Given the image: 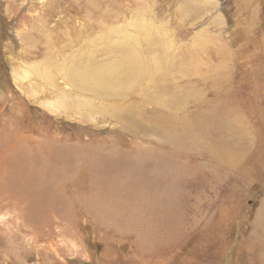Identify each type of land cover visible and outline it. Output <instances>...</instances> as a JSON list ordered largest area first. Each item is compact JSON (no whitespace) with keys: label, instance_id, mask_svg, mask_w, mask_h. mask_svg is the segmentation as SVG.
I'll use <instances>...</instances> for the list:
<instances>
[{"label":"rangeland","instance_id":"obj_1","mask_svg":"<svg viewBox=\"0 0 264 264\" xmlns=\"http://www.w3.org/2000/svg\"><path fill=\"white\" fill-rule=\"evenodd\" d=\"M0 264H264V0H0Z\"/></svg>","mask_w":264,"mask_h":264},{"label":"bare ground","instance_id":"obj_2","mask_svg":"<svg viewBox=\"0 0 264 264\" xmlns=\"http://www.w3.org/2000/svg\"><path fill=\"white\" fill-rule=\"evenodd\" d=\"M30 73V72H29ZM50 148V147H49ZM52 148V147H51ZM26 152V151H25ZM96 153V152H95ZM94 153V154H95ZM45 154H46V152H45ZM47 154H49V153H47ZM82 154V153H81ZM89 154V153H88ZM93 154V155H94ZM31 156H32V154H30ZM44 155V154H43ZM26 156V155H25ZM28 156V155H27ZM90 156V155H89ZM98 156V155H97ZM33 157V156H32ZM92 157V156H91ZM90 157V158H91ZM94 157H96V156H94ZM18 158L19 157H17V160H18ZM21 158V157H20ZM75 158L77 159V158H81V155L80 154H75ZM88 158V157H87ZM16 159V158H15ZM23 159V158H22ZM28 159H29V157H28ZM94 159V158H93ZM25 160V159H24ZM31 160V159H30ZM39 160V159H38ZM98 160L99 159H97V162H98ZM22 161V160H21ZM90 161V160H89ZM26 162V161H25ZM32 162V161H31ZM31 162H30V165H31ZM34 162V161H33ZM86 162H87V160H86ZM91 163H93V161H90ZM38 163H40V162H38ZM34 163H32V165H33ZM42 164H43V166H44V168H45V171H46V173H48V174H50V173H53V172H56V171H59L60 173H67L68 172V170L70 171V172H75V171H78V169L77 168H75V167H69V165L67 164V165H64V166H60L59 165V162H58V159H57V156H56V154L55 153H53L52 155H48V156H46V157H44L43 159H42V163H41V166H42ZM96 164V163H95ZM22 165V164H21ZM25 165L27 166V163H25ZM31 165V166H32ZM40 165V164H39ZM87 165H89V164H87ZM103 165V164H102ZM38 166V165H37ZM36 166V167H37ZM34 167V166H33ZM35 167V168H36ZM77 167V166H76ZM89 167L90 168H93L92 166H90L89 165ZM94 167H95V165H94ZM29 168V167H28ZM40 168V167H39ZM79 168V167H78ZM84 168V167H83ZM31 169V168H30ZM29 169V170H30ZM37 169V168H36ZM33 171V170H32ZM36 172V171H35ZM34 172V173H35ZM58 172V173H59ZM37 173V172H36ZM33 174V173H32ZM94 174V169H91V175H93ZM101 174V173H100ZM164 174V173H163ZM42 175V174H41ZM29 176V175H28ZM34 176H36L35 174H34ZM30 177V176H29ZM28 177V178H29ZM163 177V176H162ZM31 178V177H30ZM47 178V177H46ZM53 178V177H52ZM39 179V178H38ZM51 179V178H50ZM27 180H29V179H27ZM31 180V179H30ZM91 180L93 181L94 180V178L92 179L91 178ZM35 181V180H34ZM38 181V180H37ZM43 181H45V179L43 180ZM38 183V182H37ZM49 182H47V184H48ZM90 183V182H89ZM36 184V183H35ZM32 185V184H31ZM31 185L30 186H28V188L29 187H31ZM114 185H117L116 183H113L112 184V186H114ZM39 186V185H38ZM37 186V187H38ZM42 186V185H41ZM27 187V186H26ZM33 187H34V185H33ZM36 186H35V188H37ZM34 188V189H35ZM39 188H40V186H39ZM38 188V189H39ZM33 189V190H34ZM41 195H42V197H43V195H48V193H49V185H43L41 188ZM127 191H128V189H126ZM125 191V190H124ZM132 190L130 189V191L129 192H131ZM39 192H40V190H39ZM125 193V192H123V191H121V190H118V192L115 194V195H105V196H102V197H104V199H102V200H100V201H98L95 197H96V195L94 196V199H93V201H95L96 203H99V205H102L103 207H104V210H106V209H109L108 208V206L113 210L114 209V206H112L111 205V203L109 202V200H111V199H109L108 197H110V198H113V200H114V203L115 202H117L119 199H121L123 196H124V194L125 195H128V194H131V193ZM133 192H137V191H133ZM145 192V191H144ZM37 194H38V192H36ZM35 193V195H37ZM124 193V194H123ZM140 193V191H138V195H139V197L138 196H136V197H138L139 199H141L140 197H142V195L143 194H139ZM119 194H123L121 197H117V196H119ZM46 195V196H47ZM39 196V195H38ZM49 196V195H48ZM45 197V196H44ZM43 197V198H44ZM90 197V196H89ZM38 198V197H37ZM46 198H48L49 199V197H46ZM66 198V197H65ZM98 198V197H97ZM143 198V197H142ZM41 199V198H40ZM37 200V199H36ZM43 200V199H42ZM47 200V199H46ZM90 200V199H89ZM141 200H143V199H141ZM52 201H53V199H52ZM92 201V200H91ZM92 201V203H94ZM120 201V200H119ZM33 202H35V201H33ZM43 202L44 201H42V204H43ZM123 202V201H122ZM48 203V202H47ZM37 204L38 205H42L41 203L39 204L38 202H37ZM44 204H46L45 202H44ZM43 204V206H45ZM54 204H56V203H54ZM35 205V204H34ZM49 205H51L50 203H49ZM54 206V205H53ZM38 207V206H37ZM106 208V209H105ZM35 209V208H34ZM36 211V210H35Z\"/></svg>","mask_w":264,"mask_h":264},{"label":"crops","instance_id":"obj_3","mask_svg":"<svg viewBox=\"0 0 264 264\" xmlns=\"http://www.w3.org/2000/svg\"><path fill=\"white\" fill-rule=\"evenodd\" d=\"M217 20H218V19H216V20H214V21H217ZM220 20H221V19H220ZM196 45H198V44H196ZM196 45H195V46H196ZM203 49H204V48H203ZM203 49L198 50L197 53H198L199 51L203 50ZM197 53H196V54H197ZM196 54H193L194 58H196V56H195ZM190 57H192V55H190Z\"/></svg>","mask_w":264,"mask_h":264}]
</instances>
